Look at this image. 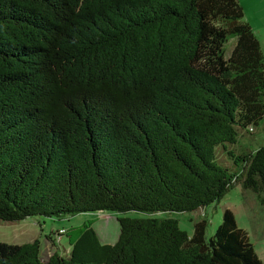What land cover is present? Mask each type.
<instances>
[{"label": "trees", "instance_id": "1", "mask_svg": "<svg viewBox=\"0 0 264 264\" xmlns=\"http://www.w3.org/2000/svg\"><path fill=\"white\" fill-rule=\"evenodd\" d=\"M263 117L239 0H0L2 221L192 211L237 181L264 204V143L238 169L216 156ZM117 220L114 242L92 219L64 228L68 252L45 259L39 238L0 240V264H264L227 207L210 236L205 218L191 234L172 216Z\"/></svg>", "mask_w": 264, "mask_h": 264}, {"label": "rangeland", "instance_id": "2", "mask_svg": "<svg viewBox=\"0 0 264 264\" xmlns=\"http://www.w3.org/2000/svg\"><path fill=\"white\" fill-rule=\"evenodd\" d=\"M243 3L246 11L244 19L249 18L264 54V2L261 7L258 6L259 0H243ZM232 44L233 40H230L229 49ZM263 143L264 117L254 125L252 131L240 129L235 142L218 145L216 147L218 162L230 170L238 169L243 162L237 155L255 150ZM229 150L232 154L228 152ZM226 207L233 211L238 226L246 230L258 256L264 262V204L255 192L243 188L240 181L235 182L219 200L192 211L143 212L130 210L125 213L93 211L79 212L64 217L33 215L17 221L0 220V240L21 243L39 238L40 255L45 259L55 249L61 253H67L69 237L66 233L64 234V228L72 230L87 219H92L93 226L102 242H114L119 232L117 215L124 214L130 216H172L178 219L179 226L189 234L192 233L194 222L205 218L207 220L206 236H210L220 223L222 211ZM72 234L74 231H71Z\"/></svg>", "mask_w": 264, "mask_h": 264}, {"label": "crops", "instance_id": "3", "mask_svg": "<svg viewBox=\"0 0 264 264\" xmlns=\"http://www.w3.org/2000/svg\"><path fill=\"white\" fill-rule=\"evenodd\" d=\"M239 1L241 2L242 6H243V9H244V15L246 16V11H245V6H244V3H243V0H239ZM263 2H264V0H259V4H258V6L261 7V6L263 5ZM246 21L251 25V22H250L249 18H247ZM251 27H252V25H251Z\"/></svg>", "mask_w": 264, "mask_h": 264}]
</instances>
